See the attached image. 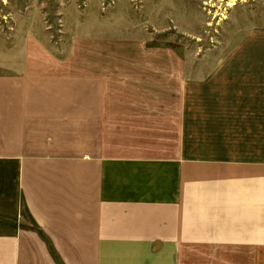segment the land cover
I'll return each instance as SVG.
<instances>
[{"label":"crops","instance_id":"1","mask_svg":"<svg viewBox=\"0 0 264 264\" xmlns=\"http://www.w3.org/2000/svg\"><path fill=\"white\" fill-rule=\"evenodd\" d=\"M77 50L0 53V264H264V26L210 69Z\"/></svg>","mask_w":264,"mask_h":264},{"label":"rangeland","instance_id":"2","mask_svg":"<svg viewBox=\"0 0 264 264\" xmlns=\"http://www.w3.org/2000/svg\"><path fill=\"white\" fill-rule=\"evenodd\" d=\"M258 25L264 0H0V53L40 41L106 55L107 66L113 56L172 68L175 54L186 69H210L239 54L243 33Z\"/></svg>","mask_w":264,"mask_h":264},{"label":"bare ground","instance_id":"3","mask_svg":"<svg viewBox=\"0 0 264 264\" xmlns=\"http://www.w3.org/2000/svg\"><path fill=\"white\" fill-rule=\"evenodd\" d=\"M232 6H234V3H233V2H230V3L228 4V7H232Z\"/></svg>","mask_w":264,"mask_h":264}]
</instances>
